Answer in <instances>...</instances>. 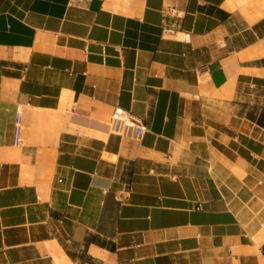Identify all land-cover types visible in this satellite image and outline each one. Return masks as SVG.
<instances>
[{"label":"crops","instance_id":"crops-1","mask_svg":"<svg viewBox=\"0 0 264 264\" xmlns=\"http://www.w3.org/2000/svg\"><path fill=\"white\" fill-rule=\"evenodd\" d=\"M0 264H264V0H0Z\"/></svg>","mask_w":264,"mask_h":264},{"label":"built area","instance_id":"built-area-1","mask_svg":"<svg viewBox=\"0 0 264 264\" xmlns=\"http://www.w3.org/2000/svg\"><path fill=\"white\" fill-rule=\"evenodd\" d=\"M183 40L189 42L190 34L188 32L184 33ZM110 130L118 136L139 139L146 131V126L131 111L117 107L110 120Z\"/></svg>","mask_w":264,"mask_h":264}]
</instances>
